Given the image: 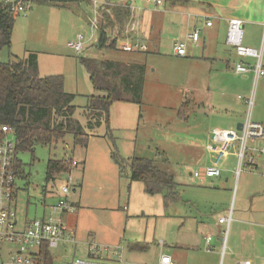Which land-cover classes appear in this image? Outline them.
Returning <instances> with one entry per match:
<instances>
[{
	"label": "rangeland",
	"instance_id": "rangeland-1",
	"mask_svg": "<svg viewBox=\"0 0 264 264\" xmlns=\"http://www.w3.org/2000/svg\"><path fill=\"white\" fill-rule=\"evenodd\" d=\"M90 5V2L72 4L65 9L37 4L26 17H17L11 49L0 48V63H8L13 59L12 57L23 58L27 52H34L39 57L43 76L62 75L65 79L66 92L76 96L74 101L77 107L76 117L83 125L87 122L85 110L88 97L94 95L95 91L87 70L79 62V56L68 47V43L83 36L82 57L122 59L133 57L121 52L107 55L97 49L98 31L92 24L93 12ZM117 33L120 35L118 30L114 32L115 35ZM53 45L56 46L55 49ZM150 58L152 61L153 55L149 56L148 60ZM165 58L171 57L164 56V60L158 61L160 65L156 67L163 75L172 76L176 71L174 69L176 61ZM139 62L147 65L145 60ZM146 68L150 69L151 66L147 65ZM180 85L178 80L174 84L177 101L180 96L182 97L178 91L180 88H177ZM239 95L243 98L247 97L241 92L237 94ZM247 98L253 101V105L249 107L248 113L246 112L245 119L251 114L254 123L264 125V82H253L251 93ZM173 113L172 110L166 111L169 116ZM139 114L141 115V111L138 106L131 107L117 103L111 111L110 130L103 122L91 132L87 148L75 146L73 137L67 136L65 142L59 143L57 147L37 146L34 152L18 153L22 166L16 182V203L21 217H26L28 220L42 217L46 206L57 202L56 188L66 183L69 177L71 178L73 187L70 200L75 204L79 203V206L77 213L67 217L65 223L69 229L71 224H74V230L77 232L74 235L79 242L77 246L79 248L74 251L73 246H67L65 249L53 250L54 264H71L75 258H87L84 251L87 252L89 244L122 247L127 264H151L161 251L166 254L176 252L182 257L187 255L190 258L192 253L190 249L200 239L201 223L202 221L207 223V220L200 219L198 214V206H201L200 203L204 204L200 198H196L199 190L186 186L182 194V203L166 208L161 195H149L143 183L132 181L128 167L122 176L119 167L113 161V152L124 160H129L134 156L153 159L155 156L157 158L156 153L167 151L165 167L176 175L178 180L181 161L186 160V163H190L188 171L201 172L191 159L176 150V146L179 145L174 144L176 141L167 142L170 138H176L174 134L169 132V135H157L155 128H138ZM144 131H154V134L150 135L153 139V145L150 144L153 147L151 150L143 146L147 144L143 137ZM110 132L116 138L115 147L108 136ZM139 132L140 134H137ZM136 144L137 150H135ZM246 148L248 157L252 156L260 167L256 172L257 169L250 166V169L258 175L261 170L264 171V153H262L264 139L248 141ZM157 149L160 151H156ZM70 157L76 159L80 163L79 166L73 169L70 176L47 183L48 161L52 158L69 159ZM236 164L237 173L238 157ZM242 171L244 172V168ZM183 172L184 178L190 180L188 173ZM262 174L264 175V172ZM235 196L236 192L230 204L226 203L210 211L214 222L222 215L227 216L232 206L234 208ZM234 209L236 211L239 209V200ZM235 225L232 226L231 239L235 234ZM204 235H207L206 231ZM225 255L229 257V250Z\"/></svg>",
	"mask_w": 264,
	"mask_h": 264
},
{
	"label": "crops",
	"instance_id": "crops-1",
	"mask_svg": "<svg viewBox=\"0 0 264 264\" xmlns=\"http://www.w3.org/2000/svg\"><path fill=\"white\" fill-rule=\"evenodd\" d=\"M111 1V8L125 9L131 13L122 34L118 33L121 37L120 52L133 56L126 59L137 62L145 60L147 65L151 66L150 69L146 68L138 128H155L157 135H169V132L174 134L176 138H170L167 142L176 141L174 144H179L176 150L191 159L194 166L203 172L215 159L208 150L213 142V132L237 131L238 126L247 121L245 114L248 113L249 104L246 101L249 100L247 97L251 93L253 82L256 83L253 72H234V65L239 58L234 50L225 44L229 21H243L245 45L260 48L264 34V0H164V5L159 7L145 0ZM35 5L37 4L33 7ZM90 7L94 16V9L92 5ZM101 20L102 17L99 23ZM208 22H211L212 26H207ZM197 30L200 31V38L194 42L190 35ZM135 42L146 45L148 50L144 53L124 50L125 46ZM178 42L186 45L185 57L174 55ZM52 47L56 48L55 45ZM152 55V61L151 58L148 60ZM164 56L171 57L165 59L176 61V71L172 76L163 75L156 67L160 65L158 61L164 60ZM245 63L253 64L254 61L246 60ZM177 80L181 84L177 87L180 88L179 94H182L178 101L175 100L174 88ZM239 92L247 97L237 96ZM126 105L135 107L132 104ZM181 108L184 109L183 114H180ZM169 110L174 112L172 116L166 114ZM111 121L110 113V124ZM154 131H144L143 134L147 141L143 146L149 150L153 148L150 145H153L150 135L154 134ZM135 141L137 142V137ZM236 153V149L232 150L230 155L221 161V176L215 179L195 177L194 174L199 171H188L190 163L181 161L179 180L172 173L181 187V196L186 186L199 190L196 198H200L204 204L200 203L201 206H198V214L200 219L207 220V223H201L200 239L190 249V258L187 255L182 257L176 252L166 254L161 251L151 264H156L162 254L171 256L177 264H264V171L257 173L258 176L250 169L248 163H244V172L241 169V174H238L237 169L236 173ZM161 154L164 158L167 157V151H162ZM255 168L256 172L260 170L257 164ZM183 171L188 173L190 180L184 178ZM235 192L234 208L239 200V209L236 211L232 206L228 211L227 216L233 212L230 226L220 224L219 220L214 222L210 211L226 203L230 204L234 200ZM75 205L78 207L79 203ZM69 216L64 218L66 223ZM222 217L226 216H220ZM233 224H236L235 234L231 239ZM71 225L70 230L77 234L74 224ZM205 231L207 235H204ZM208 235L212 237L210 245L205 241ZM208 248L210 251H207ZM228 250L227 258L225 254ZM84 252L87 256V252Z\"/></svg>",
	"mask_w": 264,
	"mask_h": 264
},
{
	"label": "trees",
	"instance_id": "trees-1",
	"mask_svg": "<svg viewBox=\"0 0 264 264\" xmlns=\"http://www.w3.org/2000/svg\"><path fill=\"white\" fill-rule=\"evenodd\" d=\"M89 2L91 4L90 0H34L35 4L65 9L72 4ZM102 15L97 27L96 47L107 55L120 52L121 37L118 33L115 35L114 30L122 34L131 13L115 7L105 10ZM17 17L10 6L0 0V48L11 49ZM12 58L8 63H0V123L15 130L18 153L34 152L37 146L57 147L65 142L67 136L73 137L75 146L87 148L91 132L103 122L110 130V113L114 104H132L139 108L143 105L146 66L141 62L79 56L78 60L87 70L95 91L94 95L88 97L85 110L87 122L83 125L76 117V96L66 92L62 75L43 76L39 57L34 52H27L23 58ZM183 113L184 109L181 108L180 114ZM108 136L115 147L116 138L111 132ZM156 155L157 158L155 156L153 159L134 156L124 160L113 152L112 158L122 176L128 167L132 181L143 183L149 195H161L164 206L172 207L182 202L181 187L165 167L167 158L161 153ZM21 166L18 160L19 174ZM78 166L79 163L71 157L50 159L46 171L47 183L70 175ZM43 255V264H54L52 253L43 251Z\"/></svg>",
	"mask_w": 264,
	"mask_h": 264
},
{
	"label": "built area",
	"instance_id": "built-area-1",
	"mask_svg": "<svg viewBox=\"0 0 264 264\" xmlns=\"http://www.w3.org/2000/svg\"><path fill=\"white\" fill-rule=\"evenodd\" d=\"M10 6V10L19 16L26 17L31 11L34 0H4ZM93 7V26H99L102 12L112 7L111 0H90ZM159 7L164 5V0H145ZM207 26H212L211 22ZM245 23L238 19L229 21L225 44L234 50L239 58L234 65L236 74L254 73L255 82L264 81V34L260 48L256 49L245 45ZM200 31L190 35V39L197 42ZM84 37L79 36L74 42L68 43V47L78 56L84 52ZM126 52L144 53L148 47L140 42L132 43L124 47ZM177 57L186 56V45L178 42L174 48ZM253 60V64L245 63ZM249 107L253 105L252 100H247ZM248 114L247 121L242 125L241 131L215 130L213 142L208 150L214 155V162L203 172H196L197 178H219L221 176L220 163L232 150L238 149L236 155L239 161V172L244 163L255 167V160L248 157L246 145L248 141L264 137V125L251 121ZM239 144V147L237 145ZM18 143L15 130L0 123V264H43V251L52 253L56 249H65L73 246L74 251L79 247L78 240L66 225L64 218L77 213L76 205L70 200L72 191L71 178L56 188L57 202L46 206L45 214L37 219L28 220L21 217L17 210V178L19 176ZM264 153V150H262ZM76 165V163H74ZM70 176V175H69ZM233 220V212L219 219L220 224L230 226ZM207 245L211 244L212 237L206 236ZM207 251H210L208 248ZM53 254V253H52ZM75 256V253H74ZM71 264H127L120 246H100L89 244L87 258L74 259ZM156 264H177L169 255L162 254ZM250 264V263H245Z\"/></svg>",
	"mask_w": 264,
	"mask_h": 264
},
{
	"label": "water",
	"instance_id": "water-1",
	"mask_svg": "<svg viewBox=\"0 0 264 264\" xmlns=\"http://www.w3.org/2000/svg\"><path fill=\"white\" fill-rule=\"evenodd\" d=\"M242 125L238 126L237 131H241Z\"/></svg>",
	"mask_w": 264,
	"mask_h": 264
}]
</instances>
